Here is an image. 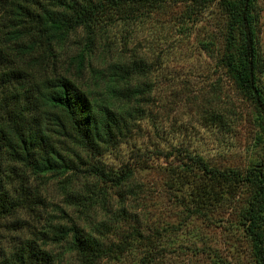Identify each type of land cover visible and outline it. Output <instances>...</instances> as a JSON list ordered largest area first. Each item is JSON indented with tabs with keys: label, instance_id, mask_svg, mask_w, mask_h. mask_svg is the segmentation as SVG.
Masks as SVG:
<instances>
[{
	"label": "rangeland",
	"instance_id": "374dc122",
	"mask_svg": "<svg viewBox=\"0 0 264 264\" xmlns=\"http://www.w3.org/2000/svg\"><path fill=\"white\" fill-rule=\"evenodd\" d=\"M191 6L190 0H172L135 19L101 23L95 40L88 44L83 29L78 28L53 45L49 61L39 65L24 58L23 68L35 79L44 74L74 78L72 57L84 49V68L76 81L91 100L120 111L138 107L131 140L103 156L106 167L116 169L131 154L129 149L135 153L154 147L169 149L171 144L178 146L176 139L219 168L244 171L263 164L258 113L221 62L229 47V17L219 0L205 3V11L196 16L189 14ZM252 13L264 87V0H253ZM237 45L230 48L235 56ZM138 59L152 64L153 71L136 70L124 78L119 69ZM128 83L144 89L136 103L113 96V90ZM57 148L78 169L64 175L38 176L19 167L18 177L10 175L13 196L22 185L29 199L25 208L0 219L2 254L46 232L52 224L69 225L70 218L104 243L118 241L132 227L149 236L161 232L154 249L143 241L136 242L126 252L96 264H256L253 244L241 221L249 207V187L216 213V221L188 220L183 206L175 200V191L167 188V159L141 156L145 161L134 160L132 178L114 186L85 171L99 163L97 157L70 140H62ZM64 248L49 246L59 258L55 264H79L73 254L64 253ZM150 250L156 257L145 256Z\"/></svg>",
	"mask_w": 264,
	"mask_h": 264
},
{
	"label": "trees",
	"instance_id": "16d2710c",
	"mask_svg": "<svg viewBox=\"0 0 264 264\" xmlns=\"http://www.w3.org/2000/svg\"><path fill=\"white\" fill-rule=\"evenodd\" d=\"M170 1L0 0V219L27 205L29 197L25 188L21 185L17 195L13 196L12 184L8 180L11 174L18 177L19 167L38 176L64 175L78 169L57 148L62 140H70L98 158L99 163L90 165L85 171L114 186H121L132 178L134 160L145 161L141 156L167 159V188L171 193L175 191V200L183 206L188 220L216 221V213L232 204L239 192L249 187V207L243 212L241 221L253 244L256 264H264V162L244 171L219 168L176 139L178 146L171 144L169 149L154 147L149 151L142 149V153L129 149L131 154L122 159L116 169L108 168L103 156L131 140L138 107L120 111L91 100L88 92L76 81L84 68V49L72 57L76 63L74 78L65 74H44L35 79L23 68L26 57L30 58V63L39 65L49 61L53 45L63 42L78 28L83 29L88 39L86 43H92L101 23L135 19ZM190 1L192 6L188 10L192 16L200 15L205 11L204 4L213 2ZM219 1L229 17V47H226L228 51L222 55L221 62L254 105L264 147L263 68L256 48L253 0ZM236 42L237 56L230 52ZM128 67L119 69L124 78L128 72L134 74L136 70L153 71L152 64L139 59ZM129 85L113 90V96L138 102L144 94L143 87ZM163 137L167 139L166 135ZM168 139L172 141L171 134ZM68 221L69 225L52 224L46 232L20 242L8 254L0 251V264H55L59 258L51 253L49 246L61 245L65 246L64 253L73 254L79 264H96L105 257L126 252L136 242L143 241L145 246L154 249L161 236V232L149 236L132 227L118 241L104 243L86 233L70 218ZM153 252L150 250L145 256L156 257Z\"/></svg>",
	"mask_w": 264,
	"mask_h": 264
}]
</instances>
